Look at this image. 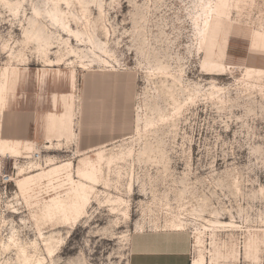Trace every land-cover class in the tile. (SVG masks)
<instances>
[{"label":"rangeland","instance_id":"obj_1","mask_svg":"<svg viewBox=\"0 0 264 264\" xmlns=\"http://www.w3.org/2000/svg\"><path fill=\"white\" fill-rule=\"evenodd\" d=\"M32 1L40 0H25L22 18L32 15ZM102 6L101 17L91 7L95 23L79 6L69 9L80 17L71 27L108 50L97 54L110 66L98 59L85 69L76 60L45 65L0 1V264H17L10 237L29 252L37 245L41 264H131V246L143 234L184 238L189 264L200 253L204 264H264V0ZM13 49L29 59L11 61ZM62 93L75 96L65 115L71 138L47 139L46 116L63 112ZM81 98L83 121L99 126L80 124ZM89 103L101 111L87 115ZM177 217L184 230L164 231ZM214 220L234 226L212 227Z\"/></svg>","mask_w":264,"mask_h":264},{"label":"bare ground","instance_id":"obj_2","mask_svg":"<svg viewBox=\"0 0 264 264\" xmlns=\"http://www.w3.org/2000/svg\"><path fill=\"white\" fill-rule=\"evenodd\" d=\"M0 1L2 2L3 6L7 7L9 11L12 12L11 20H16L20 24L21 42L23 44L32 45V48L34 49L35 53L37 54L39 59L43 61L45 65L48 66H58L62 64L71 65L76 60L78 67L86 69L94 64H97L99 59L102 61L103 64L110 66L108 60H106L105 58L103 59L100 58V56L97 54V51H100L101 53H108V50L105 46L106 43L104 41H101L100 38H98L94 34L88 35L78 29H74L73 27H71V23L73 22L76 24L80 19V17L76 16L73 12H71L69 10L70 7L75 5L79 6L81 17H84L87 22H91L92 20L89 17V14L92 6L97 7L99 11L98 17L102 16V12H103L102 0H40L34 2L32 1L31 2L32 15L23 18L22 15H24V12L26 10L25 2H24L25 0H0ZM65 8H67L68 10H66ZM44 20L48 22V25L44 23ZM95 21L96 19H93L92 22L95 23ZM209 26H210V20H208L207 18L203 24V33H202L203 38L206 37V33L209 29ZM105 30L107 31V29H104V32H106ZM60 31H62V34ZM64 34L66 35V37H63ZM107 34H105V36ZM73 38L77 41L76 45H74L72 42ZM53 48H56V50L52 51ZM27 59H29V56L27 54H24L21 51V49L18 50L13 49L10 52L11 61L16 60L20 62V61H26ZM216 65L217 64H213V66ZM2 87L8 89V81L3 83ZM174 110L175 113H178L180 110V106L179 105L175 106ZM147 122L151 123V120L147 119ZM67 137L71 138L70 135ZM107 140L108 139H105L103 143L108 142ZM33 146L36 151L34 152L35 157L40 158L37 146L34 143ZM146 148H147L146 153H144L145 151H143V153L146 159H150L152 147L147 146ZM159 157H160L159 160H162L165 158V155L160 154ZM116 159H118L117 155L110 157L109 159H107L106 164L108 166L113 165ZM46 163L49 165L53 164L54 158L52 157L46 158ZM120 184H121L120 179H117L113 189L119 191ZM131 187L132 186L130 184L129 190L131 189ZM260 190L264 191L263 188H261ZM122 199L123 198H121L120 196H115L113 202L115 203L122 202ZM123 213H126V209L123 210ZM211 225L212 227L226 226V225L234 226V224L230 221L223 222L220 220H214L213 222H211ZM185 226H186V222L183 221L180 217H177L175 220L166 222L163 225V229L184 230ZM138 227H140L141 229V225H139ZM137 230H139V228ZM8 241L9 243L12 242V244L17 249L16 250L17 264H41L42 258H40L38 255L39 248L37 245H34L33 250L29 252L27 250V247L18 244L15 238L10 237ZM33 243L35 244V242ZM44 244H45L46 252L52 256L55 250L53 245V236L49 235L45 237ZM6 246L7 247L10 246V244ZM193 262L194 264H204V255L200 253L197 258L193 259Z\"/></svg>","mask_w":264,"mask_h":264},{"label":"crops","instance_id":"obj_3","mask_svg":"<svg viewBox=\"0 0 264 264\" xmlns=\"http://www.w3.org/2000/svg\"><path fill=\"white\" fill-rule=\"evenodd\" d=\"M17 80V71L9 75V84L11 85V89L16 84ZM70 86L71 88L75 87V79H70ZM106 89H101V92L99 94H103ZM92 92L88 91L86 92V98H92ZM74 95L73 94H67L62 93L60 94V99L63 104V112L56 113V112H50L46 116V125H45V132H46V138L47 139H61L65 138L69 135H71V119L65 120V115L69 112L70 109L73 108L74 105ZM52 100V106L54 108L57 107V101L58 96L56 94H53L51 97ZM91 101V99H89ZM87 105V104H86ZM98 106V105H97ZM97 106L92 105V103H89L86 107H84L85 112H87V115H91L92 113H95L94 111L100 110V107L97 108ZM83 112L82 108V98H81V104H80V116L79 121L80 124L84 127H95L99 126L96 125V123H93L91 121L84 122L81 115ZM86 124V125H85ZM67 132V135H66ZM164 231L166 229H163ZM173 230V229H169ZM182 231V230H178ZM144 238L141 239L138 238L137 241L134 242V244L131 246L132 248V257H131V264H189V259L186 255L187 252V246H186V240L182 237H179L177 234H167L161 235V237H156L155 239H152L151 241V235L146 236V234H143ZM165 236V237H164ZM183 236V234H181ZM152 245V246H151ZM152 251V252H151Z\"/></svg>","mask_w":264,"mask_h":264}]
</instances>
